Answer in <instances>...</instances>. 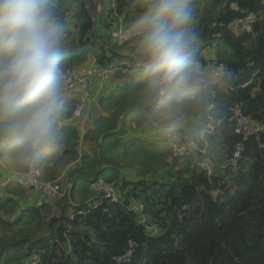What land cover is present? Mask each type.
<instances>
[{
	"label": "trees",
	"instance_id": "1",
	"mask_svg": "<svg viewBox=\"0 0 264 264\" xmlns=\"http://www.w3.org/2000/svg\"><path fill=\"white\" fill-rule=\"evenodd\" d=\"M51 2L63 28L61 70L90 60L138 65L131 55L140 56L139 48L119 47L103 32L120 20L129 27L149 0H109L95 25L86 0ZM190 7L195 39L187 82L199 69L223 64L229 74L222 85L180 102L169 98L170 108L158 113V90L148 77L117 72L123 82L109 91L112 83L103 84L95 101L101 113L84 134L65 127L57 147L39 158L48 181L77 163L67 176L69 194L32 203L17 182L7 185L0 264H264V133L244 140L234 117L238 106L264 127V0H195ZM252 14V31L242 33L240 21ZM99 40L109 49L93 44ZM122 50L131 55L112 52ZM74 106L62 112L65 118ZM180 124V153L147 141L154 129ZM238 145L242 156L232 165ZM27 153L2 146L7 169L0 172L27 171ZM101 180L114 185L116 202L91 191Z\"/></svg>",
	"mask_w": 264,
	"mask_h": 264
},
{
	"label": "clouds",
	"instance_id": "2",
	"mask_svg": "<svg viewBox=\"0 0 264 264\" xmlns=\"http://www.w3.org/2000/svg\"><path fill=\"white\" fill-rule=\"evenodd\" d=\"M189 5L149 0L134 22L149 87L167 88L170 95L187 82L195 39ZM62 39L51 0H0V142L33 153L57 147Z\"/></svg>",
	"mask_w": 264,
	"mask_h": 264
},
{
	"label": "built area",
	"instance_id": "3",
	"mask_svg": "<svg viewBox=\"0 0 264 264\" xmlns=\"http://www.w3.org/2000/svg\"><path fill=\"white\" fill-rule=\"evenodd\" d=\"M194 1L195 0H190V4ZM108 3L109 0H86L87 9L94 22V25L97 23L98 18L104 13ZM255 21L256 16L254 14L249 15L244 20H241V32L250 33L252 31L253 24L255 23ZM124 26V22L120 20L119 24L117 26L115 25L112 31L107 32V35L111 36L112 38H117L123 32ZM127 35L142 36L141 33L135 27H133V29L130 28L127 31ZM96 42L98 44H96ZM96 42L93 44H95L98 48H104L106 50L109 49V47L105 45V43H102V41L99 40ZM112 52L118 53L122 56L123 54L131 55L126 51ZM131 56L135 57V55ZM134 59H139V61L145 60V63L141 64L137 62L136 64L138 65H133L127 62H120L114 65H110L109 67H101L97 64L96 60H90L83 67L69 69L67 71L61 70L62 89L59 93L61 98V107L56 125L58 140L61 131L65 127H72L75 129L78 127L80 134H84L82 119L85 111V104L87 101L90 102L92 100H94L95 103V99L100 94V92H98L95 96L93 95V86L96 80H98L97 82L101 84L102 88L103 84L111 82L112 80L114 81L115 74L117 72H122V74L124 75H135L141 73L145 74L146 58H142L141 56L140 58ZM228 74L229 70L223 64L217 66H209L208 69H199L197 71V77L190 82H186L185 86L178 93L170 95L167 88L157 87L159 99L156 104V108L158 110L168 108V100L172 97L176 98L177 102H180L186 94L193 98V93L209 92L214 88L221 86L224 78ZM72 101L77 102L74 106L71 116L65 118L62 112H65L67 105ZM234 117L237 121L236 133L242 135L244 140H247L252 136H260L261 133H264V127L260 123H257L253 119L245 116L241 108L238 106L234 108ZM182 136L184 137L182 131H180L176 127L168 128L166 130V134L164 135V141L166 142V144H168H165V146L172 148L174 151L180 153V145L183 140ZM178 143L179 145H177ZM260 147L264 148V145H261ZM44 151H41L39 153H33L31 151H28L25 157V165L28 168L27 171L22 173L7 171L8 174L5 180L0 182V201L7 197L5 189L11 181L17 182L22 188L27 190L29 194L30 192H36L35 195H29V201L34 203H55L58 200L64 198L67 194H69L71 190L70 183L63 182V184L61 185L59 182H57L58 180H45L43 166L41 165L39 160L41 154ZM242 152L243 146L238 145L233 154L232 165H236L237 161L242 156ZM91 191L96 194H104L105 197L111 199L113 202L117 201L115 187L113 184H108L101 180L92 184ZM39 197L42 198L38 199ZM135 209L141 210L142 206H136Z\"/></svg>",
	"mask_w": 264,
	"mask_h": 264
},
{
	"label": "rangeland",
	"instance_id": "4",
	"mask_svg": "<svg viewBox=\"0 0 264 264\" xmlns=\"http://www.w3.org/2000/svg\"><path fill=\"white\" fill-rule=\"evenodd\" d=\"M190 26H191V23H190V25H189V28H190ZM133 27H134V23L133 24H131L129 27H127V26H124V30H123V32L117 37V38H119L120 39V47H122V48H124V45L126 44V43H128V44H131L133 47H135V48H139L140 49V56H135V57H133V58H140L141 56H142V58H145V56H144V54H143V52H142V45H141V41H142V36H129V35H127V31L131 28V29H133ZM105 33V32H104ZM102 43H105V40H102ZM96 44H98L97 42H96ZM122 53H124V52H122ZM139 61V59H136V61L135 62H138ZM133 74V73H132ZM129 76H130V74H128ZM125 78H128V76H126ZM98 80H96L95 82H97ZM123 82V81H122ZM121 81H120V79H116L115 78V80L114 81H111V83H112V85L111 86H109L108 87V91H109V88H111V87H115V86H117V85H119V84H121L122 83ZM61 89H62V85H60V89H59V92L61 91ZM93 99V98H92ZM170 108V105H169V107L168 108H164V109H161V108H159V109H161V110H158L157 108H156V110H157V112L158 113H161V112H165L166 113V111L168 110ZM101 113V111H100V109L98 108V106H95V104H94V100H92V101H90V102H86V104H85V111H84V115H83V119H82V126H83V130H84V132H85V130L86 129H88L91 125H92V122H93V120L98 116V114H100ZM63 116H64V114H63ZM198 125V123H196L195 125H193V126H195L194 128H196V126ZM180 126H182L183 128H184V126H183V124H180V125H176V126H173V127H176V128H180ZM166 134V130L164 129V128H156V129H154V131H153V133L150 135V139L149 140H147V141H151V142H154L157 146H159V147H161V146H165V144H166V142L163 140L162 141V137H164V135ZM142 138H144V137H142ZM182 138H183V136H182ZM147 139V138H146ZM10 143H7V144H5L4 146H7V145H9ZM85 145V144H84ZM166 145H168V144H166ZM177 145H179V143L177 144ZM176 145V146H177ZM83 152H85V151H87L88 150V147H86V146H82V149H81ZM77 163H74V164H72V165H70L67 169H70L71 168V166H75ZM65 176V172H64V174H61L60 175V177H59V179H58V181L57 182H59L61 185L63 184V182L64 183H66L67 181H66V177H64ZM133 176V175H132ZM30 194L31 195H35L36 194V192H30ZM42 197H39L38 199H41ZM27 205L26 204H22V206H21V208H24V207H26ZM7 220H10V217H8V216H4Z\"/></svg>",
	"mask_w": 264,
	"mask_h": 264
},
{
	"label": "crops",
	"instance_id": "5",
	"mask_svg": "<svg viewBox=\"0 0 264 264\" xmlns=\"http://www.w3.org/2000/svg\"><path fill=\"white\" fill-rule=\"evenodd\" d=\"M191 21H192V20H191ZM189 29H190V28H189ZM100 88H101V84H99L98 82H95V83H94V86H93V95H94V96H95L98 92H100ZM95 106H97V105H95ZM76 129L79 130L78 127H77ZM5 143H6V142H0V144H1V148H2V146H3ZM74 163H75V162H72L71 164H74ZM69 165H70V164H69ZM69 165H68L66 168H64V169L62 170V171H63L62 174H64V172H65V176H64V177H66V180H67V176H68V174H69L71 168L74 167V166H71L70 169H67V168L69 167ZM0 166H2L3 168L7 169L6 167L3 166L1 160H0ZM0 173H2V174L4 175V176H0V182H2V181L5 180V178H6L7 174H8V172H7V173L0 172ZM32 203H34V202H32Z\"/></svg>",
	"mask_w": 264,
	"mask_h": 264
}]
</instances>
